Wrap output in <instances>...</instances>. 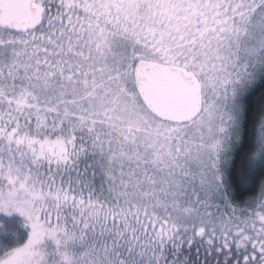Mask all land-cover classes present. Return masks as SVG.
Instances as JSON below:
<instances>
[{
  "label": "snow or ice",
  "instance_id": "obj_1",
  "mask_svg": "<svg viewBox=\"0 0 264 264\" xmlns=\"http://www.w3.org/2000/svg\"><path fill=\"white\" fill-rule=\"evenodd\" d=\"M258 82L264 0H0V264H264Z\"/></svg>",
  "mask_w": 264,
  "mask_h": 264
},
{
  "label": "rangeland",
  "instance_id": "obj_2",
  "mask_svg": "<svg viewBox=\"0 0 264 264\" xmlns=\"http://www.w3.org/2000/svg\"><path fill=\"white\" fill-rule=\"evenodd\" d=\"M187 257L189 264H223V254L214 250L206 249L200 240L192 244H185L177 253L173 245L169 244L166 249V258L172 260L174 257Z\"/></svg>",
  "mask_w": 264,
  "mask_h": 264
},
{
  "label": "trees",
  "instance_id": "obj_3",
  "mask_svg": "<svg viewBox=\"0 0 264 264\" xmlns=\"http://www.w3.org/2000/svg\"><path fill=\"white\" fill-rule=\"evenodd\" d=\"M262 98H264V84L258 82L257 85L254 87L253 92L250 95L251 103L249 104V110H254L257 107V105H259ZM11 215L18 222L23 220V217L19 213H12ZM17 229L22 234V239H26L27 230L23 228L19 223H17Z\"/></svg>",
  "mask_w": 264,
  "mask_h": 264
}]
</instances>
